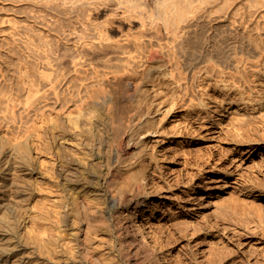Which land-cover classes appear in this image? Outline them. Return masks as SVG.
Returning a JSON list of instances; mask_svg holds the SVG:
<instances>
[{"label": "rangeland", "instance_id": "374dc122", "mask_svg": "<svg viewBox=\"0 0 264 264\" xmlns=\"http://www.w3.org/2000/svg\"><path fill=\"white\" fill-rule=\"evenodd\" d=\"M139 1H146L147 10L150 12L154 14L159 12L156 0H124L120 6L113 1H108L87 5V9L84 10L79 7H74L73 10L67 9L65 5L45 4L44 6L41 2L0 0V248L2 247L0 254L4 252L0 256H5L0 259V264H31L34 234L38 238L37 256L40 261L41 247L39 246L44 238L47 236L50 238L55 232L60 214L58 209L61 210V202L65 194L82 191L90 199L94 198L98 194L97 189L103 184L102 181L109 167L119 162L120 156L125 151L124 147H127V155L129 145L126 141L127 145L122 147L120 138L124 134L123 128L126 131V137L136 129L131 118L137 107H135V99L127 95V88L129 84L134 86V82L139 80L137 77L144 74L142 70L150 62L153 65L152 73L149 74L151 76L149 77L148 74L141 76V80L145 78L144 82L139 81L137 84L143 85L148 91V99L155 100L154 103L160 108L156 114L158 119L160 117L157 127H164L167 133L156 136L161 139L156 143L154 158L149 162L146 161L148 166L151 164L150 173L152 172V180L156 185L155 193L151 194L153 205L147 210L146 227L162 236L165 248L168 249V260L172 264H264V197L258 194L264 190V117L256 118L252 114L251 116L249 113H256L258 109L250 110V108L240 110L241 113L246 112L248 117H243L242 114L231 119L227 116L228 110L219 113L215 110L218 103L223 98L231 96L230 94H239L240 90L237 92V89L233 94L228 88L226 89L222 83L226 80L223 81L221 75L219 78L216 75L217 72L206 74L202 68L201 70L195 68V71L188 69L191 64L198 62H195L196 58L214 53L215 48L210 45L211 35L229 22L231 10L235 5L240 4L246 11L242 22L244 24L239 25L236 32L238 39L240 38L238 40L242 47L240 48L245 49L248 46L246 43L250 37L255 41L254 44L261 43L260 47L264 49V19H262L264 15L260 16L264 10V0H204L205 3L210 4L224 1L227 5L220 13L221 18L204 20L198 26V34L205 39L195 42L196 51L186 63H183L182 68L179 63L171 60L173 54L170 53L168 46L165 47L163 41L149 37L146 32L150 31L141 27L140 19L128 13L129 11L126 13L127 8H133ZM21 5L22 7L32 5L36 11L43 8L48 16L46 18L48 24L52 21L51 24L57 23L55 24L57 27L54 28L55 25L50 27L47 21L42 23L27 16L21 11L23 10ZM249 9L253 12L252 15H248ZM6 16H11L12 21L3 22ZM24 22L42 29L47 33L48 38L53 39L60 46L74 47L77 50L92 42L93 46L90 45L93 50H98L100 47L105 55L101 56L103 52L99 50L93 53L91 51L93 55L89 54V58L93 56V59L88 58L89 61L85 59L87 63L83 61V64L75 67L66 60L68 62L65 65L67 66L65 67L66 76L57 86L61 93V101L54 91L47 96L37 94L26 99L23 86L25 81L22 76L31 75L37 78L40 69L38 60L30 54V51L14 42L17 26ZM76 22L80 23L81 27H85L81 30L84 31L83 35L86 38L82 36L84 38L76 39L75 33L70 34ZM96 22L106 24L104 28L98 26L96 29L100 30L99 35L102 34L101 32L107 33L103 34L106 35L105 39L93 34L92 28ZM89 29L91 31L88 32ZM103 35L101 36L104 37ZM135 35L145 40L135 44L136 46L130 44V49L131 45L133 48L129 50L131 52L127 51L129 45L124 47L126 50L122 47L123 50L119 43L125 44L128 36L135 38ZM107 36L109 39L106 38ZM94 39H96L95 42ZM242 41H245V44H242ZM158 46L161 47L158 48ZM136 47L141 48L136 50ZM156 48L164 52L165 56L161 50L156 53H161L158 55H163V60L158 57H156L158 60L149 58L152 51H157ZM170 54H172L171 57ZM166 57L168 61L171 60V63ZM125 65L126 70H124ZM80 66H83L82 71H78L77 76L74 68L78 67L79 70ZM176 66L178 69L175 68ZM69 69H72L71 73ZM165 70H169L170 73L169 71L166 73ZM180 70L183 73H178ZM22 71L29 73L25 74ZM133 71L134 74L136 71L143 74L136 73L135 75H138L135 78ZM80 72L82 73L79 74ZM172 72H175L177 78L171 77ZM251 73L256 76L254 77ZM261 74L257 71L255 73V70H249L251 80L246 86L247 94L253 87L252 92L255 96L264 94V74ZM79 75L84 76L85 79L84 77L82 79L85 81H81ZM178 77L181 78L180 81ZM87 78L88 81H86ZM85 82L89 85L85 86ZM125 82L126 97L121 93ZM150 84L151 89L147 88V90L145 87H149ZM96 87L99 92L101 91V94L98 92L99 95H102L104 91L116 92L115 114L118 115L113 118L110 125L107 105H98L96 102L95 95L99 96L93 91L97 89ZM66 88L69 89L66 90ZM90 88L93 92L91 95L93 94L95 98L89 96ZM158 88H163L164 92ZM64 90L68 92L63 94ZM149 91H152V94ZM62 94L67 100L65 103L68 102L67 105L63 103L65 99H62ZM38 95H41V98L37 97ZM152 96H155L154 99H151ZM161 97L164 98L162 102ZM89 98L94 99L95 102L89 101ZM121 101L126 104L125 111H123L124 106L121 108L123 115L119 110L123 105ZM260 107L264 108V105ZM202 115L207 122L205 126H200L198 122ZM260 118L263 121H260ZM151 124H147L148 128L149 125L151 128L153 125ZM214 129L218 132L213 134L211 132ZM52 132L57 133L60 137L59 141L52 142L50 136ZM36 133L38 136L35 135ZM34 139H36V148L32 150L31 145ZM137 153V148H134V152L127 156L135 157ZM32 154H36L38 158L36 185L33 183ZM43 161L48 165L45 170L41 167ZM240 161L241 165L238 168L235 163ZM241 173L242 180L250 179V181L234 182ZM252 180L260 188L253 191L247 190L245 186L253 182ZM135 202L134 200L133 203ZM118 208L119 205H110V212L115 214ZM174 220L177 222H173ZM66 226L73 230L70 214ZM225 226L228 228L225 229ZM224 230L228 237L224 235ZM119 239L117 230L113 226L112 230L100 233L95 238V242L100 248L114 249ZM224 242L228 243L230 251H224L225 248H222L223 254L216 252Z\"/></svg>", "mask_w": 264, "mask_h": 264}, {"label": "bare ground", "instance_id": "6f19581e", "mask_svg": "<svg viewBox=\"0 0 264 264\" xmlns=\"http://www.w3.org/2000/svg\"><path fill=\"white\" fill-rule=\"evenodd\" d=\"M11 1H20V2L24 1V2H28V3L29 2H41L42 4H44V6H45V4L48 6L65 5L66 7H68L67 9L79 7L80 9L84 10V9H87V5H96L99 3L100 4L106 3L108 1L109 2L113 1V2H115L116 5L120 6V4L124 0H11ZM156 1L158 3V6H159V12L156 14L147 10V7H146L147 3H145L146 1L145 2L139 1L137 3V5L133 6V8H131V9L127 8L126 13H127V11H129L128 13H130L131 15L140 19L139 22H140L141 27L144 28L145 30L149 29L147 31H150V32H146L147 35H149V37L156 38V39L158 38L161 42L163 41V44L166 45L165 47L168 46L170 48L171 52L169 49L168 50L166 49V50L173 54V55L170 54V57H171V55L173 57V59L171 58V60H173L176 63H179L180 64L179 66H181V68H182L183 63H186L189 60L190 56L195 53L196 47H197L195 42H197L198 40L200 41L201 39L202 40L205 39V38H201L200 35L198 34V32H197L198 26L204 20L205 21L209 20V19L210 20L211 19L216 20V19L221 18L220 13L225 8V6L227 4L224 1H222L220 3H216V4H210L209 2L205 3L204 0H201V1H195V0H156ZM21 7H22V5H21ZM17 8H19V6H17ZM17 8H14V9L17 10ZM22 8H23V10H21V11H23L25 14H27V16H30L37 21L39 20L40 22L44 23L43 21L48 20V19H46L48 16L46 15V12L43 11V8H40L39 11H38V9L36 11L35 8L32 7V5L31 6H24ZM72 10H70V11H72ZM17 11H19V10H17ZM249 11L250 12H248V13H250V14H248V15H252L253 12H251L250 9H249ZM245 12L246 11L243 9V6H241L240 4L235 5V7L231 10V13H230L231 19L229 20V22L227 24H225V26L223 25V27L221 29H219V31H217V30H216V32L214 31L215 33L211 35V39H210L211 44L210 45H212L215 48L214 53L212 55L204 54L199 59L196 58L195 62H197V61L198 62L195 64H191L190 67H188V69L194 70V71L196 70L195 68H199L200 70L202 68L205 70L206 74H213V73L217 72L219 74L216 73V75H218V76L221 75L222 76L221 79L223 81L226 80V82L225 81L222 82L221 79L217 78L218 80H221L222 83H224V86H226V89L228 88L230 90V92H232V93L234 91H236L237 89H238L237 92L240 90L239 94H236V95L230 94L231 96L225 97V99L223 98V100L220 101V103H218V105L216 106V109H215L216 111H219V113L222 111L228 110L227 116H229V118H231V119H234L240 115L242 116V114H243V117L244 116L248 117V114H246V112L241 113L240 110L242 108L243 109L245 108V110L247 108H250V110L258 109V111H255L256 113L250 112L249 114L255 115L256 118H257V116H263L264 117V108L260 107V106L264 105L263 104L264 103L263 102L264 94L260 96L258 93H256L259 96H255L252 92L253 91L252 89H254V87L251 90H249L250 92L247 94L248 88L246 86H247V83L251 80V78L249 76V70H253V71L255 70V73L257 71L258 74L262 73L261 75L264 74V49L260 47V44H261L260 42H258V43H260L259 45L254 44L255 41L252 40V38H250L249 35L247 36V38L249 37V40L247 42L248 44L246 43V46L247 45L248 46L247 47L245 46L246 47L245 49H241L242 47L238 41L240 38L238 39L239 36L236 32H238L237 30L239 28V25L244 24L242 22L244 21V16H245L244 14H246ZM263 13H264V10H263ZM263 13L260 16H263L264 15ZM247 18H248V16H247ZM259 18H257V19L259 20ZM257 19H256V21H257ZM262 19H264V17H262ZM220 20H222V19H220ZM245 20H247V19L245 18ZM8 21H12L11 16H6L3 19V22H8ZM48 23L49 22L47 21V24ZM51 23H52V21H51ZM51 23L48 25L49 26L52 25ZM96 23H95V25H93V28L91 25V28L94 29L93 34L98 35V38L101 37L102 39H105L106 35H103V34H105L106 32L105 33L101 32L102 33L101 35L104 36V37H102L101 35H99L100 30L97 31L96 29L98 26H100V27L103 26V28H104V25H106V24H104V23L102 24V22H100L102 25L99 22L97 24ZM258 23H257V25H258ZM55 24L57 25V23H55ZM54 25H52V26H54ZM56 25L54 26V28L57 27ZM261 26H262V24H261ZM82 27H84V26H82ZM82 27H81L80 23L76 22L74 24V26L72 28V32L70 34L75 33L76 39L79 37L84 38L85 37L83 35L84 31L81 30ZM14 28H16V26H14ZM87 28H88V26H87ZM89 28H90V26H89ZM75 29H77V30H75ZM78 29H80V31ZM82 29H85V27ZM144 29H143V31L145 32ZM86 31H87V29H86ZM86 31H85V33H87ZM89 31H91V30L89 29L88 32ZM103 31H104V29H103ZM82 36H84V37H82ZM136 36L137 35H135V38H132V36H131V38H130V36H128L129 38L126 37V38H128L127 41L124 40L126 43L124 44V42L123 43L121 42L122 45L120 43H119V45L121 46V48L122 47L124 48L125 46L129 45L128 46L129 48L127 51L131 52L129 50L133 49L132 45L136 46L135 44H139L140 41L142 42V40L144 39V38L141 39L140 38L141 36L139 38H137ZM87 37H90V36H87ZM98 38H96V39H98ZM106 38L109 39L108 36ZM96 39H94V42ZM15 41L17 43H19L20 45H23L25 48H27L28 51H30V54H32L33 57L36 58L38 60V63H39L40 72H39V75H37V78L31 77V75L28 77L26 75L22 76V74H21V76L24 78V81H25V85L23 84V86H24L25 94L27 96L26 99L30 98L33 95L35 96L37 94H43V95L46 94V96H47L51 92L54 91V94L56 95V97L58 99L60 98V101H61V95H60L61 93H60V90L57 89V86L61 84L60 82L63 81L62 80L63 77L66 76L65 72H67V70H65V67L67 68V66H65V65H66V63H68L66 60H68L70 62V64L74 65V67H75V66H78L80 64H83V61H85L87 63V61H89L88 60L89 54L93 55L90 53L91 51H92V53H93V51H97V52H98V50L102 51V50H100V47H98V50H93L92 42L90 43L92 46L90 44L88 46L84 44L85 46H82L80 49L77 48V50L74 47H72V48H74V49H72L70 47L60 46L53 39L48 38L47 33H45L42 29L36 28V27H34V25H30V24L25 23V22L21 23V24H19V26H17V31H16V34L14 37V42ZM244 42L242 44H245ZM86 43L88 44V41ZM130 44H132L131 49H130ZM159 45H161V44H159ZM120 46H119V49H120ZM137 46L139 47V45H137ZM161 46H158V48H160ZM94 47H95V49H97L96 46H94ZM141 47H142V45H141ZM140 48H137L136 50H139ZM122 49H120V50H122ZM156 50H157V48H156ZM158 50H161V49H158ZM158 50L156 52L152 51V55H149L150 56L149 58L154 60L156 57H158L161 60H163L162 59L163 55H160L161 57L158 55L161 53L156 54L158 52ZM166 50H165V53L167 54ZM161 52H162V50H161ZM106 53H108V52H106ZM162 53L164 54V52H162ZM104 55L105 54L103 52V55H101V56H104ZM164 56H165V54H164ZM170 57H169V59H170ZM90 58L93 59V56ZM149 58H148V60H149ZM166 58L168 61V57H166ZM85 59H87V61ZM160 59H159V62H161ZM164 60H166V59H164ZM171 60H169L168 62H170ZM164 62L166 63V61H164ZM150 63L146 66L143 65V67L145 66L144 70H142L144 74L142 72L138 73L139 71L138 72L136 71L135 74L136 73L143 74V75L151 74L152 73L151 70H152L153 65ZM165 63H160V64H165ZM129 64L131 66V63H129ZM166 65H170V64H166ZM80 67L81 68L79 70L77 69L78 67L74 68V69H76L75 72H77V76H78V71H82L81 69L83 66H80ZM143 67H142V69H143ZM157 67L158 66H156V68ZM160 67H161V65H160ZM134 68L136 69L135 66H134ZM134 68H132V69L134 70ZM175 68L178 69V66H176ZM128 69L130 70L131 68H128ZM71 70L69 69L68 71H70V73H71ZM124 70H126V65H125ZM181 70L178 73H180V72L183 73V71H181ZM167 71H169V70H167ZM167 71H166V73H167ZM175 72L177 73V71H175ZM175 72H172V74H170V75H172L171 76L172 78H173V76H175L177 78V75L175 74ZM23 73H25V71ZM28 73H25V74H28ZM81 73L82 72H80L79 74H81ZM169 73H170V71H169ZM66 74L68 75V73H66ZM132 74H134V71ZM132 74L130 75V77L132 76ZM135 74L133 76H135V78H136V76L138 74L137 75H135ZM251 74L254 75V77L256 76V74H254V73H251ZM143 75H141V76L144 77ZM81 76L79 75V77L82 81L83 79H85V77L83 76L84 77L83 78ZM150 76L151 75H149V77ZM206 76H208V75H206ZM209 76H211V75H209ZM221 76H219V78ZM227 76H229V77L227 78ZM140 77L139 78L137 77V80L138 79L139 80L134 82V86L129 84L128 88H127V95L130 96L131 98L135 99V102H136L135 107L137 106L136 112L135 111H134L135 113L133 112V114H132L133 116L131 118L132 123L135 125L136 129L135 130L133 129L134 132L132 131V133H130V134L128 133L129 136L126 137V131L123 128L124 134L120 138L121 139L120 145H122V147L126 146L127 143L129 145V147H128L129 149L127 150V155L130 156L134 152V148H137V152H138L137 155H135V157L134 156L128 157L126 155V148L127 147H124L125 151L120 156L119 162L117 164L109 167V169L107 170V175L102 181L103 184H101L102 186L97 189L98 194L95 195L94 198L90 199L88 197V195H86L82 191H79L78 193H75V194L74 193L65 194V197L61 202V210H60V208L58 209L59 211L57 210L60 214H59V219L57 221L58 223L55 226V232H53L51 234L52 238L51 237L49 238V236L44 238V240L41 242V244L39 246V247H41V251H40L41 254L39 253L41 255L40 261L38 260L39 256H37V253H38L37 252V248H38L37 235L34 234L32 237L33 241H32V252H31L32 256H31V262H30L31 264H122L123 262H125L127 264H172L168 260V257H167L168 256V249L165 248V244H164V241L162 239V236L158 235V233L155 230L153 231V230L148 229L146 227V224L148 222V211L147 210L150 207H152L153 202H154L153 198L151 197V194L155 193V191H156L155 190L156 185H155L154 181L152 180V175H151L152 172L150 173V167H151L150 165L151 164L148 163L150 166L149 167L146 164V161L149 162L150 159L154 158V155H155L154 151H156L154 149L156 147V143L161 139L160 137L158 138L156 136L158 134L165 133L166 130L163 129L164 127L162 128V126L157 127V125H158L157 122H159L160 117L158 119V116L156 114H157L158 110H160V108H158L157 104L154 103L155 100L150 101V98L148 99V97H149L148 91H146L144 89L143 85L141 83L137 84V82H139V81L144 82L145 78H143L141 80ZM146 77H148V76H146ZM252 78H253V76H252ZM65 79H67V77H65ZM204 79H205V77H204ZM135 80L136 79H134V81ZM180 80H181V78L178 79V81H180ZM83 81H85V80H83ZM86 81H88V78ZM146 82H147V80H146ZM256 82H257V80H256ZM87 84L89 85V83H86L84 85L87 86ZM153 85H154V83H153ZM66 86L69 87L68 85H66ZM89 87H91V86H89ZM150 87H151V84L149 87H145V88L149 89ZM159 87H160V85H159ZM85 88L88 89L87 87H85ZM96 88L98 89V87H96ZM250 88H251V86H250ZM67 89H69V88H66V90ZM90 89L91 90H88L90 92L89 96H91L92 98H95V96H96V99H97L96 102L98 103V105L99 104L100 105H107L108 116H109L108 117L109 118V125H110L113 118L115 116L117 117V115H118V114L117 115L115 114V109L117 107L116 106L117 100H115L117 98V97H115L116 92L114 90H113L114 92L111 90V92L109 91L107 93V91L105 92L103 90L104 92L103 91L102 92L104 94L102 93V95H99V93L101 94V91L99 92V89H98V91H96L97 90L96 89L93 91H95L96 94L99 92L98 93L99 96H97V95L94 96L92 94L94 96L93 97L91 95L92 88H90ZM66 90H64V92H62V91L61 92L64 94L65 92H68ZM159 90L162 91L164 89L160 88ZM151 92H150V94H152ZM156 92H154V93L157 94ZM162 92H164V91H162ZM121 93H123V95L126 97V82H125V86L123 87V92H121ZM154 93H153V95H155ZM159 93H160L159 95L161 96L162 95L161 92H159ZM63 94H62V96L64 97ZM164 95H165V93H164ZM67 96L69 97V95H67ZM11 97H9V98H11ZM37 97L41 98V95L40 96L38 95ZM63 97H62V99H65V97L64 98ZM154 97L151 99H154ZM162 97H164V96H162ZM162 97L160 98V101L161 100L163 101L164 98H162ZM9 98H7V99H9ZM90 98H89V101H92V100L94 101V99L91 100ZM68 99L70 101V98H68ZM174 100H175V98H174ZM10 101H11V99H10ZM65 101H67V100L65 99L63 101V103L65 105H67L68 102L66 104ZM18 104L21 106L20 102ZM122 104H123V102H122ZM65 105L62 104L63 107ZM125 105L126 104H123L119 110H121V108H123V106H124L123 111H125L126 110ZM15 110H16V108H15ZM116 111H117V109H116ZM123 111L121 112V114L123 113ZM222 113H224V112H222ZM110 119H111V121H110ZM197 119H198V117H197ZM245 119H246V117H245ZM205 120H206L205 117H203V115H202V117L198 121L199 125L200 126L201 125L202 126L207 125V122ZM214 120H218V118H214ZM260 121H263V120H261V118H260ZM151 122L153 125L151 124ZM149 123L152 125L151 128H150V125L148 128L147 124H149ZM155 123H156V125H155ZM262 126H263V124H262ZM132 127L134 128V126H132ZM217 132L218 131L216 129H214V130H212L211 133L214 134ZM37 133L35 134L36 136H38ZM38 134H40V133H38ZM165 134H164V136H166ZM50 136L52 137V142L59 141L60 137L57 135L56 132H52ZM163 138H165V137H163ZM35 140L36 139L33 140L34 141L33 143L31 141L32 150H35V148H36ZM126 141H127V143H126ZM133 144H137V145L131 146ZM44 146H45V144H44ZM261 152H263V151H261ZM37 161H38L37 155L32 154V171H33V178H34L33 183H34V185H36V182H37V176H36V174L38 173ZM235 164H237L236 167L239 168L241 165V161H240V163L238 162ZM47 166L48 165L45 163V161H43L41 164L42 169H44V170H45V168L47 169ZM44 174H45V172H44ZM242 175H243L242 173L240 174V176L238 175L239 177H237V179H235L234 182L243 183V180H246V179L242 180ZM245 178H247V177H245ZM247 180L250 181V179H247ZM247 180H246V182H247ZM252 181L253 182H250V183H248L247 186H245L247 190L253 191L259 187V185L257 183H255L254 180H252ZM33 193H35V192H33ZM258 194L263 195V197H264V190H261L260 192H258ZM134 200L136 201L135 203H133ZM110 205H112V206L119 205V208L117 209L115 214H112L110 212ZM69 214L72 216L73 230L68 229V227L66 226V222H67ZM223 215H225L224 212H223ZM57 217H58V215H57ZM176 220L179 221L178 219H176ZM176 220H174L173 222H175ZM113 226H115V228L117 230V234L120 237L119 243L117 244V246L114 249L100 248L96 244L95 238L97 236H99V234L102 232L112 230ZM224 228L227 229L228 227L225 226ZM218 229L220 230L221 228L219 227ZM222 231H223V228H222ZM225 232H226V230H224V235H227V233H225ZM228 236L229 235H227V237ZM232 237H234V236H232ZM3 247L6 248V246H3ZM229 247L230 246L228 245V243L224 242V244L221 247L217 248L216 252H221V253L223 252L224 253V251H230ZM1 248H0V251H1ZM10 248H12V247H10ZM222 248H225V250L221 251V250H223ZM218 249H220V250L218 251ZM1 254L3 255L4 252L3 253L1 252ZM219 256H221V258L223 257V255H219ZM3 257H5V256H0V259ZM19 261H20V259H19ZM2 263H3V261H2Z\"/></svg>", "mask_w": 264, "mask_h": 264}]
</instances>
